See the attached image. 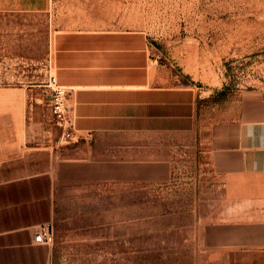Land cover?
I'll use <instances>...</instances> for the list:
<instances>
[{
    "label": "crops",
    "instance_id": "crops-1",
    "mask_svg": "<svg viewBox=\"0 0 264 264\" xmlns=\"http://www.w3.org/2000/svg\"><path fill=\"white\" fill-rule=\"evenodd\" d=\"M17 14L47 19L51 70L73 133L88 137L57 158L16 123L28 87L0 84V264H49L34 237L60 183L167 181L181 189L169 220L197 264H264V93L243 92L236 115L203 130L197 90L159 81L145 31L70 27L56 0H0V15Z\"/></svg>",
    "mask_w": 264,
    "mask_h": 264
},
{
    "label": "rangeland",
    "instance_id": "rangeland-1",
    "mask_svg": "<svg viewBox=\"0 0 264 264\" xmlns=\"http://www.w3.org/2000/svg\"><path fill=\"white\" fill-rule=\"evenodd\" d=\"M56 1L70 27L145 31L159 81L197 90L203 130L236 115L243 92L264 93V0ZM52 34L44 16L0 15V84L28 87L30 94L15 101L21 113L15 122L66 159L72 141L88 136L53 114ZM180 194L169 191V181L58 184L49 264H197L169 220Z\"/></svg>",
    "mask_w": 264,
    "mask_h": 264
},
{
    "label": "built area",
    "instance_id": "built-area-1",
    "mask_svg": "<svg viewBox=\"0 0 264 264\" xmlns=\"http://www.w3.org/2000/svg\"><path fill=\"white\" fill-rule=\"evenodd\" d=\"M48 83L56 92L52 105L53 114L56 116L59 124H71V118L64 103V98L67 93L66 89L57 84L56 77L53 74L49 75ZM50 239V223L40 225L39 230L34 237L35 242L49 244Z\"/></svg>",
    "mask_w": 264,
    "mask_h": 264
}]
</instances>
